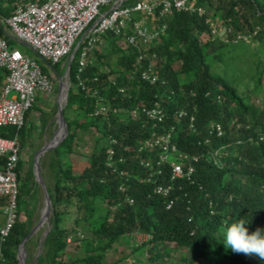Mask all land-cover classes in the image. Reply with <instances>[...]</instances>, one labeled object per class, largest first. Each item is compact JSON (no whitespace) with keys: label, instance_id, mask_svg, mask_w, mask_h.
<instances>
[{"label":"trees","instance_id":"16d2710c","mask_svg":"<svg viewBox=\"0 0 264 264\" xmlns=\"http://www.w3.org/2000/svg\"><path fill=\"white\" fill-rule=\"evenodd\" d=\"M4 1L7 6L0 5V16L8 17L15 0ZM197 4L211 21L213 14L220 20L224 36L212 33L205 16L189 12L167 16L165 35L147 50L155 54L158 80L153 83L141 77L149 58L139 60L135 48L122 49L111 34L104 42L110 53L103 56L94 50L91 63L79 73L85 90L77 79L78 54L70 62L62 111L67 134L47 161H41V169H46L41 177L47 174L51 180L46 184L51 228L34 264H109L105 252L132 233L148 236L136 249L145 248L154 264L156 260L264 264L257 255L233 252L221 242L226 226L240 218L250 221L246 225L250 233L264 228V105L260 110L249 105L214 64L217 50L234 46L224 40L240 42V37L252 36L264 44V0H197ZM110 54L116 58L114 66L106 61ZM4 77L0 70V86ZM99 105L106 111L94 115ZM144 107H159L162 121L150 119ZM34 109L36 104L20 129L0 126V137L20 141ZM69 109L73 117L67 116ZM212 124L219 126V135L210 130ZM166 136L164 149L160 138ZM81 146L86 156L78 168L70 156L80 154ZM179 155L186 156L180 158L183 170L191 167L192 172L189 179L171 181V162H177ZM3 162L0 158V166ZM16 172V219L0 244V264H20L18 247L32 221L29 202L38 184L31 166L22 173L21 158ZM159 186L169 187L167 195L157 192ZM6 202L0 197L1 211ZM71 206L91 221L89 240L73 258L65 255L70 232L63 224ZM100 206L106 213L95 220ZM172 248L174 259L164 261Z\"/></svg>","mask_w":264,"mask_h":264},{"label":"built area","instance_id":"2783aa9c","mask_svg":"<svg viewBox=\"0 0 264 264\" xmlns=\"http://www.w3.org/2000/svg\"><path fill=\"white\" fill-rule=\"evenodd\" d=\"M176 12L196 13L200 17L207 14L197 0H15L11 14L0 16V70L5 72L0 86V126L20 129L38 94L54 91L53 83L43 72L41 64L52 69L62 59L67 63L78 54L77 79L81 89L85 90V80L80 78L79 73L91 63L90 54L105 47L107 34L117 37V44L122 49L135 48L139 60L149 58L141 77L152 83L157 81L158 71L153 68L155 54L150 55L147 50L165 35V18ZM157 17L160 22L153 23ZM205 22L213 28L212 33L220 35L226 32L224 27L217 31L211 17H206ZM15 42L24 45L33 56L14 48L12 44ZM62 87L66 90L68 85L61 84L59 97ZM142 110L152 120L161 122L163 119L159 107L148 110L144 107ZM105 111L106 107L99 105L94 115L104 114ZM214 129L218 135L221 133L218 125L212 124L210 130ZM167 137L160 138L165 142L164 149L168 146ZM0 158L4 159L0 166V197H5L7 201L2 210L1 244L16 219V169L20 158L17 137H0ZM164 158L162 156L161 160L164 161ZM177 158V162H171L170 180L189 179L192 168L184 171L180 165V158L185 159L186 156L179 155ZM168 190L169 187L157 188V192L163 195H167Z\"/></svg>","mask_w":264,"mask_h":264},{"label":"rangeland","instance_id":"374dc122","mask_svg":"<svg viewBox=\"0 0 264 264\" xmlns=\"http://www.w3.org/2000/svg\"><path fill=\"white\" fill-rule=\"evenodd\" d=\"M0 5L6 7L7 4L4 0H0ZM212 14V11L209 12ZM214 20V27L218 31L220 27L223 28L220 20L212 15ZM212 20V21H213ZM217 34V33H216ZM225 34V33H224ZM224 34L218 35L220 38ZM240 42H228L227 45H234L233 47H225L223 50L216 51V57L214 64L220 76H222L228 83H230L238 92V94L248 102L253 108L260 110L264 105V44L258 39H254L252 36L246 40L242 37L239 38ZM230 43V44H229ZM14 48L19 49L22 53H26L29 56H33V53L28 50L24 45L17 42L13 43ZM102 47L99 52L100 54L108 55L109 50H105ZM106 61L112 66L115 65V56L111 55L106 57ZM42 65V64H41ZM43 71L49 76L54 86V91L51 94H38L36 99V108L31 111L30 116L26 120L25 130L19 142L20 147V158L22 161V173L31 166L33 173L34 157L36 153L48 144L55 133L59 129L57 124L56 112L59 101V79L63 81V85L67 86V74H66V61L62 59L52 69L42 65ZM62 68H64L62 70ZM53 72H56L55 75ZM64 108V107H63ZM63 114V113H62ZM74 111L68 110L67 116L73 117ZM64 119V118H63ZM87 139V137H86ZM90 143V142H89ZM85 147V146H84ZM84 147L82 146L77 150L80 154L71 155L70 159L74 167H78L82 164V157L86 156L84 153ZM52 149L44 151L39 157V168L40 172H46L45 167L41 169V161L46 162L49 156V152ZM218 155L217 158H219ZM43 182L50 184L47 174L44 175ZM47 188V187H46ZM36 189V195L30 199L29 208L32 210V218L30 230H35L41 221V212L44 208V196L42 188L38 185ZM42 201V202H41ZM67 213V214H66ZM106 213L105 208L99 207L96 215V219L103 217ZM51 217V207L48 217L45 218L44 223L29 238L25 241L23 248L25 251V264H34L37 254L40 255L42 251V242L51 228L49 219ZM4 221L3 212L0 210V225ZM81 218V214H77L75 208L71 206L64 215L63 224L65 229L69 231V236L66 238V252L65 255L73 258L83 242L89 240L90 234V223ZM148 239V236L142 235L141 233H132L119 239L118 242L113 243L109 250L105 252V261L109 264H154L149 261L148 252L145 248L136 249L142 242ZM169 246L173 247L172 244ZM170 247V248H171ZM173 250V248H172ZM173 254V255H172ZM171 255L164 257V261H171L174 259L175 252L173 250ZM63 257L67 260L68 257ZM161 260H156V264H161ZM195 264H199L197 261Z\"/></svg>","mask_w":264,"mask_h":264},{"label":"clouds","instance_id":"9594fccd","mask_svg":"<svg viewBox=\"0 0 264 264\" xmlns=\"http://www.w3.org/2000/svg\"><path fill=\"white\" fill-rule=\"evenodd\" d=\"M249 223L250 221L240 218L226 226L221 242L225 249L237 253L255 254L264 259V228L257 227L250 233L246 227Z\"/></svg>","mask_w":264,"mask_h":264},{"label":"water","instance_id":"95a60500","mask_svg":"<svg viewBox=\"0 0 264 264\" xmlns=\"http://www.w3.org/2000/svg\"><path fill=\"white\" fill-rule=\"evenodd\" d=\"M70 62H71L70 60L67 62L66 69H65L66 72H67V70H68V68L70 66ZM59 81H60V83H59V87H60L63 82L61 81V79H59ZM66 98H67V91L64 92V98L62 100V104L58 101L57 112H56L57 124L59 126H63L64 132L62 133L61 137L56 142V144H54L52 146H48L47 144L44 145V147H42L36 153V155L34 157L33 175H34L35 182L42 188L43 196H44V209L47 210V214H49L50 207H51V202H50V198H49V195H48V192H47V188H46V186H45V184L43 182V179L41 177V174H40L39 157L44 151L49 150V149H54L57 146V144L61 140H63L64 137L67 134L66 123H65V121L63 119V114H62L63 107L66 104ZM32 233H33V230L29 231V234L19 244V247H18V258L20 260V264H25V258H24L25 257V251H24L23 245H24L25 241L29 238V236ZM46 234H47V232H46ZM38 255L39 254H37L36 258L38 257Z\"/></svg>","mask_w":264,"mask_h":264},{"label":"bare ground","instance_id":"6f19581e","mask_svg":"<svg viewBox=\"0 0 264 264\" xmlns=\"http://www.w3.org/2000/svg\"><path fill=\"white\" fill-rule=\"evenodd\" d=\"M64 92H65V89L64 88H61V94H60V97H59V102L62 104V100L64 98ZM63 130V126H59V129L58 131L55 133V135L53 136L52 140L47 144L48 146H52L54 144H56V142L59 140V138L61 137L62 133L64 132ZM62 131V133H61ZM61 134V135H60ZM42 202V201H41ZM41 221L40 223L38 224V226L35 228V230L33 231V233L39 228L42 226V224L44 223V220L46 217H48L49 214H47V210H45L43 208L42 212H41Z\"/></svg>","mask_w":264,"mask_h":264}]
</instances>
